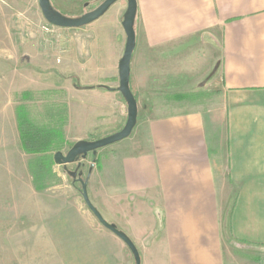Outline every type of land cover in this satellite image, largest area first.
I'll list each match as a JSON object with an SVG mask.
<instances>
[{"label": "crops", "instance_id": "obj_1", "mask_svg": "<svg viewBox=\"0 0 264 264\" xmlns=\"http://www.w3.org/2000/svg\"><path fill=\"white\" fill-rule=\"evenodd\" d=\"M137 3L135 98V74H147L150 85L151 75L202 79L219 66L218 102L147 120L135 142L89 173V198L132 240L141 264H264V0ZM126 9L119 1L88 25L94 52L114 63L125 51ZM213 33L220 40L207 38ZM20 55L6 61V74H37L24 67L25 51ZM106 232L120 263L135 264L127 245Z\"/></svg>", "mask_w": 264, "mask_h": 264}, {"label": "rangeland", "instance_id": "obj_2", "mask_svg": "<svg viewBox=\"0 0 264 264\" xmlns=\"http://www.w3.org/2000/svg\"><path fill=\"white\" fill-rule=\"evenodd\" d=\"M103 1L51 3L64 16L78 18ZM5 2L0 5V264H121L116 243L83 201L81 184L54 161L56 153L67 155L79 141H97L125 127V100L119 92L102 88H119V62L94 52L97 42L91 27L51 26L39 0ZM207 38L220 40L221 35ZM20 51L28 57L24 67H33L37 74H6V61H15ZM208 76L156 74L146 85L147 74H135L137 125L118 146L82 160L83 179L93 170L101 171L115 148L135 142L147 120L217 104L214 78L202 85ZM20 122L30 123L41 137L47 134L43 151L23 148ZM78 166L68 168L74 172Z\"/></svg>", "mask_w": 264, "mask_h": 264}, {"label": "water", "instance_id": "obj_3", "mask_svg": "<svg viewBox=\"0 0 264 264\" xmlns=\"http://www.w3.org/2000/svg\"><path fill=\"white\" fill-rule=\"evenodd\" d=\"M122 0H104L103 3L98 6L95 10L84 14L78 18H69L64 16L61 12L56 10L51 3V0H39V6L43 17L53 27L62 29H80L88 25L93 24L102 18L110 8L117 2ZM127 2V9L123 16L122 26L126 34V46L123 57L119 62V88L118 92L122 95L126 102L128 109V119L125 127L120 132L112 134L108 137L97 141H79L73 145L67 155L58 152L54 156V161L56 165L62 166L64 171L74 180L81 184L82 186V198L92 212L97 221L109 232L117 236L122 240L127 247L132 252L135 264H141L140 254L138 249L132 242V240L122 231L118 230L116 225L107 222L98 209L92 204L87 190V180L83 179V173L78 172V170L72 172L69 170L68 166L78 163V169L81 167V161L86 160L89 154H96L99 150L106 147L112 146L119 142L128 139L138 121V103L131 90V62L133 58L134 51L136 49V18L138 13V3L137 0H124ZM218 67L216 66L212 73L207 77L203 86L206 85L217 73ZM108 91H114L108 87H104Z\"/></svg>", "mask_w": 264, "mask_h": 264}, {"label": "trees", "instance_id": "obj_4", "mask_svg": "<svg viewBox=\"0 0 264 264\" xmlns=\"http://www.w3.org/2000/svg\"><path fill=\"white\" fill-rule=\"evenodd\" d=\"M104 89V87H102ZM19 131L22 138L23 148L29 153H38L41 150V145L47 143V134L40 136L37 129H34L30 123L20 122ZM44 137V138H43Z\"/></svg>", "mask_w": 264, "mask_h": 264}, {"label": "built area", "instance_id": "obj_5", "mask_svg": "<svg viewBox=\"0 0 264 264\" xmlns=\"http://www.w3.org/2000/svg\"><path fill=\"white\" fill-rule=\"evenodd\" d=\"M5 1L6 0H0V5L5 4L6 3Z\"/></svg>", "mask_w": 264, "mask_h": 264}, {"label": "flooded vegetation", "instance_id": "obj_6", "mask_svg": "<svg viewBox=\"0 0 264 264\" xmlns=\"http://www.w3.org/2000/svg\"><path fill=\"white\" fill-rule=\"evenodd\" d=\"M82 166L78 169V172H80L79 170H81ZM86 180V179H85Z\"/></svg>", "mask_w": 264, "mask_h": 264}]
</instances>
